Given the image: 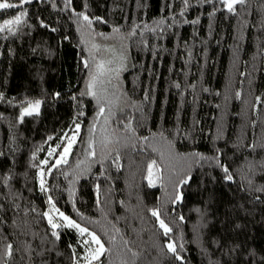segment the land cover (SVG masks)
I'll return each instance as SVG.
<instances>
[{"label": "trees", "instance_id": "trees-1", "mask_svg": "<svg viewBox=\"0 0 264 264\" xmlns=\"http://www.w3.org/2000/svg\"><path fill=\"white\" fill-rule=\"evenodd\" d=\"M20 11L15 34L0 32V264L85 262L87 234L52 229L49 197L104 243L92 264H264V0L231 13L221 0H32L0 24ZM84 26L129 48L125 104L110 90L103 114ZM77 123L68 163L52 167Z\"/></svg>", "mask_w": 264, "mask_h": 264}, {"label": "snow or ice", "instance_id": "snow-or-ice-1", "mask_svg": "<svg viewBox=\"0 0 264 264\" xmlns=\"http://www.w3.org/2000/svg\"><path fill=\"white\" fill-rule=\"evenodd\" d=\"M66 4H71L72 0H65ZM188 0H184L185 5H187ZM208 2H212V0H208ZM221 2L224 4L225 8L228 10V12H235L236 10V5H244L247 3V0H221ZM32 0H19V3H12L9 2V0H0V10H6V9H14V8H22L23 5L25 4H31ZM79 15H81L83 17V20L87 21L89 23V25L92 23V21L89 19V17L83 13H80ZM181 15H183V13H181ZM27 16V12L26 11H20L18 15H15L14 18L12 19H6L3 21V24H0V32H3L5 29H7L10 33L15 34L13 32V27L14 25L18 26L21 25L24 20L23 18ZM97 20H100L99 17L96 18ZM193 23H196V21H193ZM53 31H55V29H53ZM118 31V29L116 30ZM85 67H87V63L85 62ZM97 69L99 71L100 74H103L104 71H106L104 64L100 63L97 65ZM95 80L96 77L94 76L92 79V82L89 83V95L92 96H96V92L93 91L92 89H94L95 87ZM178 86V85H177ZM3 99V94L0 93V100ZM259 100V97L257 98ZM11 103V101H10ZM40 104L41 101L36 100V101H28L27 102V106L26 107H22L21 111H20V121L23 122V119L25 116H32L34 114H39V108H40ZM104 109L103 107L100 108V114H103ZM81 115L83 113H80ZM79 129H80V124H76L75 125V129H74V133L73 135L68 138V142L67 145L64 147L63 152L60 153L59 158L57 159L56 163L52 165V167H57L60 164H67L68 163V155L71 153V149L73 147V144L75 143L76 140V135H78L79 133ZM89 149H92L91 151H89V155L90 156H95V150L92 148V142L89 141ZM54 150L49 151V156H51L53 154ZM119 157H117L118 159ZM48 160H43L41 161L42 165H48ZM156 165V161H152L149 165H148V172H149V177H151L152 175V170L154 168V166ZM51 169H49L50 171ZM225 173H228V169L224 168ZM39 177H40V187L42 191H46L45 186H44V171L41 170L38 173ZM227 179L231 180L232 177L231 175H227ZM149 183L151 184L152 181L151 179H149ZM182 183H187V180H183ZM177 200L181 199V196L178 194L176 197ZM49 204L51 205V211L54 213H57L59 218L64 222L63 224L54 222L53 217L49 214V212H45L43 215L48 217V223L51 225L52 229H57L60 227H67V228H71V229H75L77 230L78 234L83 237L85 234H87L88 239H84L82 241H80V243L84 246H86V251L88 253V255H85L83 257V259L87 262V264H92L93 261H99L100 257L106 252L108 251L105 247H104V243L101 241L100 237L98 235H96V233L91 232L88 230V228L86 227H81V225L79 223H77L75 220L71 219L69 216L65 215V213L61 212L58 208H56L55 204L52 202L51 197H49ZM152 215L157 217V219L159 220V224L160 227L163 229V232L165 235H167L168 233H170L172 231L171 228H169V226L167 224H165V222L162 219H159V212L158 210H153L152 211ZM181 219H183L181 217ZM52 235L55 236L57 239L60 238L59 233L56 231L52 232ZM93 245H96L97 247H93ZM71 247V246H70ZM167 248L170 252H172L173 254H176V246L174 243H169L167 245ZM7 255L11 256L12 255V245L9 244L7 246ZM176 259H181V257L179 255H176ZM78 264V262H77Z\"/></svg>", "mask_w": 264, "mask_h": 264}, {"label": "rangeland", "instance_id": "rangeland-1", "mask_svg": "<svg viewBox=\"0 0 264 264\" xmlns=\"http://www.w3.org/2000/svg\"><path fill=\"white\" fill-rule=\"evenodd\" d=\"M80 31H82L83 33H81L84 35H81L85 44L83 50H85V52L87 53L91 65V67L89 68L88 77L86 79L87 92H89V83L92 82V79L95 76V87L92 90L96 92V96L93 97H95V99L97 98L96 101L98 102V104H100V107L103 105L104 102H109L107 93H109L110 90L112 91V94L116 96V99L120 101L119 104H121V102L125 104L126 94L123 89V83L121 80V76L123 71L125 70V66L127 65V63H129V56L127 54L129 48L126 44V41L124 40L125 36L119 32H112L111 34L105 36L102 33L94 32L90 26L81 27ZM106 55L109 56V60L107 59ZM100 63H103L106 69L103 74H100L97 69V65ZM113 87L115 88L114 91ZM103 90H105V94H103ZM26 106L27 104L23 107ZM122 107L123 105L120 108ZM73 133L74 131L70 132L65 137V146L67 145L68 138H70ZM78 137L79 133L78 135H76L75 143L77 142ZM75 143L73 144V146L75 145ZM44 177L43 179H45ZM49 214L53 218L55 217V213L51 210L49 211ZM94 247L97 246L95 245ZM78 264H87V262H80Z\"/></svg>", "mask_w": 264, "mask_h": 264}]
</instances>
